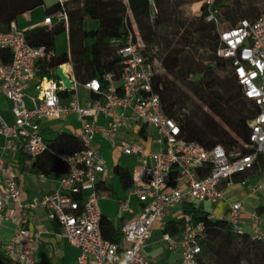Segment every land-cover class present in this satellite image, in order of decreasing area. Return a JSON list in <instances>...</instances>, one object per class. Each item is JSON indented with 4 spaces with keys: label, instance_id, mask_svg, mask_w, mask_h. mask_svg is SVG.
Wrapping results in <instances>:
<instances>
[{
    "label": "built area",
    "instance_id": "obj_1",
    "mask_svg": "<svg viewBox=\"0 0 264 264\" xmlns=\"http://www.w3.org/2000/svg\"><path fill=\"white\" fill-rule=\"evenodd\" d=\"M216 0H204L208 15L219 31L217 56L230 62L235 79L242 88L247 101L257 108V115L249 123L251 129L248 154L227 151L223 146L207 149L201 144L186 140L180 124L164 111L160 96L154 91L156 75L165 72L161 61L154 53H146V45L135 24L128 0L129 29L125 43H115L121 57L119 75L108 72L103 81L90 80L82 87L99 96L85 104L77 90L74 76H69L73 88L66 90L63 82L53 77L38 81L39 91L32 96V106L26 104L27 91L39 73V63L49 58L43 47H33L26 41L25 31L17 22H12L8 31H0V50L9 51L11 61L0 58V91L12 103L13 124H8L0 114V136L7 146L17 141L31 161L43 155L48 144L42 134L44 120H63L72 113L87 120L75 135L81 140L83 150L74 155H61L69 166L58 188L41 201H21L17 177L6 167L0 157V231L3 223L11 220L5 211L16 205L19 217L15 233L4 252L19 264H39L34 259L35 246L26 243L28 212L41 207L47 217L60 227V234L80 251L78 264H152L143 255L151 237L154 224L169 213L184 206L201 208L204 204L217 205L224 200V188L239 183L246 186L249 174L259 171L260 184H250V193L264 186V13L254 20L241 19L234 26L221 27L213 11ZM150 20L158 14L155 0H148ZM53 17L68 25L64 10L45 17L43 26L51 29ZM55 73V72H54ZM67 75V74H66ZM61 92H73L64 101ZM109 118L107 127L97 124V119ZM140 133V135L138 133ZM136 139H130V134ZM102 134L127 157H134L139 164V178L130 195L141 202L139 213L122 226V244L104 240L100 221L98 185L107 173V164L96 146V136ZM142 134V135H141ZM158 147L154 150L151 146ZM237 175H246L240 181ZM122 209H127L121 203ZM242 204L231 205L226 219L234 232L246 233L241 217ZM251 218V237L264 240V227L258 212ZM186 225L177 239L165 233L168 223L161 224L164 239L172 248H181V264H199L201 242L205 239L204 226L195 223L192 216L182 218Z\"/></svg>",
    "mask_w": 264,
    "mask_h": 264
},
{
    "label": "trees",
    "instance_id": "obj_2",
    "mask_svg": "<svg viewBox=\"0 0 264 264\" xmlns=\"http://www.w3.org/2000/svg\"><path fill=\"white\" fill-rule=\"evenodd\" d=\"M174 0H155L158 14L152 22L148 0H128L135 24L146 45L149 56H158L165 70L156 75L154 91L162 101L165 113L181 126L183 137L207 149L223 146L227 151H241L248 154L250 145V121L257 115L256 106L247 101L242 88L233 75L230 62L217 56L219 31L214 22L206 20L208 8L203 6L201 17L191 22L176 17ZM229 1V0H228ZM230 0L222 5L220 17L230 20L232 26L236 17H242L244 10L252 3L246 0ZM223 3L216 0L215 3ZM45 5L44 0H0V31H8L12 22L26 13ZM128 5L125 0H83L81 8L73 9L69 0H57L46 8V16H53L61 10L68 15V25L54 23L51 29L42 27L25 31L28 44L43 47L49 58L39 63L37 80L56 77V69L71 63L78 84L103 77L108 72L119 75L121 57L115 43H125L131 29ZM179 0H176V6ZM96 22V28L88 30L86 21ZM68 33L69 53L54 55L56 37ZM204 53L200 55L199 51ZM0 58L11 61L9 51L0 50ZM224 73L225 75H220ZM73 92H61L62 97ZM90 98L98 99L95 93ZM47 151L32 162L30 172L37 175H66L69 166L60 159L61 155H74L83 150V144L75 135L62 132L53 139L44 137ZM21 170H26L29 160L20 147ZM264 168V159L261 158ZM122 188L131 190L133 176L124 167H115ZM243 175H237L241 178ZM98 190H100L98 186ZM185 214L192 216L195 223L204 226L205 239L201 242L199 264H264V240H254L249 233L239 235L233 231L226 218H212L201 208L183 207ZM186 222L170 223L165 233L176 235L184 230ZM104 240L122 244L121 230L111 220L102 216L100 221ZM0 264H19L0 249Z\"/></svg>",
    "mask_w": 264,
    "mask_h": 264
},
{
    "label": "crops",
    "instance_id": "obj_3",
    "mask_svg": "<svg viewBox=\"0 0 264 264\" xmlns=\"http://www.w3.org/2000/svg\"><path fill=\"white\" fill-rule=\"evenodd\" d=\"M230 1L223 0L222 5H228ZM53 5V4H52ZM49 6H45L46 8ZM216 14H220V11L216 7L213 8ZM264 13V0H252V5L247 6L244 10V15L242 17H236L234 23H238L241 19L254 20ZM32 12L26 13L20 16L17 20V24L20 28L24 30H32L37 28H42L43 21L45 17L37 20V18L32 17ZM220 19V15H217ZM25 20L31 21L28 26L22 27L25 24ZM230 23V20H224ZM92 22V21H90ZM67 33V32H66ZM68 35V33H67ZM69 53V37H68V50L63 53ZM61 53V54H63ZM60 54V55H61ZM54 55L60 56L55 48ZM61 66V65H60ZM65 74L69 76H74V70L71 63L62 64ZM56 76V74H55ZM53 78H57L53 77ZM58 79V78H57ZM76 79V78H75ZM77 81V80H76ZM38 80L36 79L32 87L27 91L26 104L32 106L31 98L38 94L36 85ZM87 91V90H86ZM79 93V92H78ZM89 99L82 104H85L90 99V92L87 91ZM71 96L63 97L66 102L67 98ZM80 96V94H79ZM81 99V96H80ZM12 103L5 97V95L0 91V114L3 119L8 124H13L14 116L12 113ZM87 120L81 118L78 114L72 113L65 119L60 120H44L41 124V130L44 137L48 139L55 138L58 134L62 132H67L76 135L84 122ZM109 118H98L97 124L101 127H107L109 124ZM138 133V132H137ZM140 135V133H138ZM142 135V134H141ZM130 139H136V134H130ZM96 146L99 152L103 155L107 164V173L99 183V207L102 216L107 217L112 221L113 226L116 229H121L124 224L132 220L140 211L141 202L139 199L130 195V190H124L122 188L121 182L118 176L114 173L115 167L127 168L125 163V156L114 146V144L105 138L102 134L96 136ZM20 143L17 141L12 142V144L7 146V140L0 136V157H4L5 165L7 168L12 170L17 177L21 201L29 203L34 200L41 201L43 197L47 194L54 192L58 186L61 179L59 174L51 175H37L30 172L29 168L32 165L30 159L26 163V170H21L20 162ZM154 150L158 147L154 145L151 146ZM119 153L123 157L119 156ZM28 157V156H27ZM29 158V157H28ZM135 166L130 173L133 176L134 186L135 180L139 178V164L138 160L134 157ZM243 175L241 178H237L238 181L245 178ZM249 181L246 186H242L237 183L234 186L224 188V200H222L217 205L204 204L202 209L210 213L212 218L224 219L227 217L228 211L234 203L242 204L241 217L245 223L244 229L246 233L251 234V218L250 215L253 212H258L260 220L264 227V186L256 193H250V184H260V173L259 171L253 172L248 176ZM1 182V179H0ZM126 204L127 209H122L121 203ZM5 215L11 217V220L4 222L3 227L0 231V249L4 250L5 245L10 243L11 239L15 233L16 222L19 217V212L16 205H11L5 211ZM185 215L184 209L178 207L172 210L169 215L161 220V224L168 223H178V221L183 220ZM161 224L158 227L156 223L152 228V233L150 239L146 243V247L143 250V255L149 259L152 264H181L182 263V252L181 248H172L170 242L164 239V232L161 230ZM159 230V231H158ZM27 238L26 243L35 246L34 259L39 264H78V258L80 251L72 247L65 238L60 234V227L53 221H51L43 208L37 207L31 209L28 212V223L26 225ZM159 232V233H158ZM179 232L173 235L174 239L178 238ZM123 246H126L124 243Z\"/></svg>",
    "mask_w": 264,
    "mask_h": 264
},
{
    "label": "rangeland",
    "instance_id": "obj_4",
    "mask_svg": "<svg viewBox=\"0 0 264 264\" xmlns=\"http://www.w3.org/2000/svg\"><path fill=\"white\" fill-rule=\"evenodd\" d=\"M71 2V7L73 9H78L81 8L83 0H69ZM204 0H179V5L176 6V0H174L172 2V7L175 6V13H176V17L179 18L180 20H184L187 22H191L195 19H198L199 17H201L202 13H203V6L205 5L203 3ZM230 1V0H229ZM45 5L32 11V17L33 18H37V20L45 17V6H51L52 4H54L55 2H57V0H44ZM239 2L242 5H246V0H239ZM250 3H252V1H249ZM221 2H219V4H214V7H216L218 9V11H220V9H222L221 7ZM220 15V14H217ZM218 17V16H217ZM219 19V22L222 23L220 24L221 27L227 28L232 26L231 23L224 21L223 19ZM54 23L58 22V18L57 17H53ZM25 24L21 25L22 27L28 26L29 24H31V21H24ZM86 27L88 30H91L92 28H96L97 23L96 22H89L88 20L86 21ZM22 30H24V28H21ZM56 50L57 53L60 55L61 53H63L64 51L68 50V35L66 32L60 33L57 37H56ZM200 55H202L204 53L203 50L199 51ZM220 75L224 76V73H221ZM77 90L81 96V100L82 102H85L86 100L89 99L88 97V93L87 91L82 87V85H78L77 86ZM120 157H123L121 153H119ZM125 157V156H124ZM125 163L127 168L130 169V171L133 170L134 166H135V161L133 160V158H129V157H125ZM161 224V219L159 221L156 222V226L158 227L157 229H159V226ZM159 231V230H158ZM159 233V232H158Z\"/></svg>",
    "mask_w": 264,
    "mask_h": 264
},
{
    "label": "water",
    "instance_id": "obj_5",
    "mask_svg": "<svg viewBox=\"0 0 264 264\" xmlns=\"http://www.w3.org/2000/svg\"><path fill=\"white\" fill-rule=\"evenodd\" d=\"M55 74L57 76V78L63 82V85L65 87L66 90H70L73 88V82L70 79V77L68 75L65 74L64 70H63V66H59L56 71Z\"/></svg>",
    "mask_w": 264,
    "mask_h": 264
},
{
    "label": "bare ground",
    "instance_id": "obj_6",
    "mask_svg": "<svg viewBox=\"0 0 264 264\" xmlns=\"http://www.w3.org/2000/svg\"><path fill=\"white\" fill-rule=\"evenodd\" d=\"M64 70V69H63Z\"/></svg>",
    "mask_w": 264,
    "mask_h": 264
}]
</instances>
